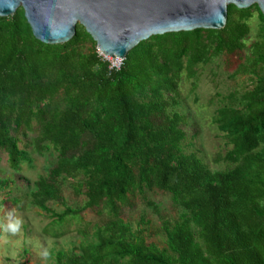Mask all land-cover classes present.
Instances as JSON below:
<instances>
[{"label": "trees", "instance_id": "1", "mask_svg": "<svg viewBox=\"0 0 264 264\" xmlns=\"http://www.w3.org/2000/svg\"><path fill=\"white\" fill-rule=\"evenodd\" d=\"M226 12L221 29L139 42L118 68L99 56L81 25L69 41L49 45L33 37L21 7L0 17V151L9 168L31 165L19 136L35 133V153H56L34 183L35 205L56 227L85 210L108 217L81 232L73 251H57L54 264H264V17L256 5ZM253 12L260 25L248 43ZM214 58L251 84L228 95L212 118L231 147L225 170L184 152V117L174 111L182 78L195 80L197 67ZM64 178L75 180L82 207L65 206ZM152 190L181 210L161 221L163 249L119 215L130 197ZM49 201L64 210L55 213Z\"/></svg>", "mask_w": 264, "mask_h": 264}, {"label": "rangeland", "instance_id": "2", "mask_svg": "<svg viewBox=\"0 0 264 264\" xmlns=\"http://www.w3.org/2000/svg\"><path fill=\"white\" fill-rule=\"evenodd\" d=\"M253 14L246 38L248 43L252 42L260 25L256 14ZM97 52L109 62L110 67L120 66L122 59L114 61ZM250 85L247 77L234 78L225 71L219 58L199 65L195 80L182 78L174 111L184 117L185 153L195 154L210 170L230 167L223 157L231 147L212 123V118L215 110L229 98L228 95L234 92L240 94ZM34 137L35 133L31 132L19 136V147L28 153L32 162L31 165H21L18 171L9 168L6 154L0 151V180L6 182V187L0 189V264H54L57 251H73L83 237L81 232L90 233L94 226H101L108 220L104 210H85L78 218H68L56 227L52 218L35 205L32 197L34 183L46 175L55 162L56 153L52 148L35 153L31 146ZM75 185L74 179L64 178L61 186L64 204L71 209L82 207L86 200L76 194ZM4 200L9 203L4 204ZM45 206L55 213L64 210L55 202L49 201ZM119 208L120 218L133 231H143L146 243L159 249L165 248L161 221H174L181 212L172 203L169 194L158 190L130 197L128 204ZM52 233L58 234V237L55 238Z\"/></svg>", "mask_w": 264, "mask_h": 264}, {"label": "water", "instance_id": "3", "mask_svg": "<svg viewBox=\"0 0 264 264\" xmlns=\"http://www.w3.org/2000/svg\"><path fill=\"white\" fill-rule=\"evenodd\" d=\"M229 5H256L264 17V0H0V17L21 7L33 37L49 45L69 41L81 25L98 51L123 60L151 36L223 28Z\"/></svg>", "mask_w": 264, "mask_h": 264}, {"label": "bare ground", "instance_id": "4", "mask_svg": "<svg viewBox=\"0 0 264 264\" xmlns=\"http://www.w3.org/2000/svg\"><path fill=\"white\" fill-rule=\"evenodd\" d=\"M100 54L103 55L101 52H100ZM103 56H105V58H108V59H111V60H114V61H118V62L121 60L119 57H116V56H114V59L111 56H109V55H103Z\"/></svg>", "mask_w": 264, "mask_h": 264}]
</instances>
